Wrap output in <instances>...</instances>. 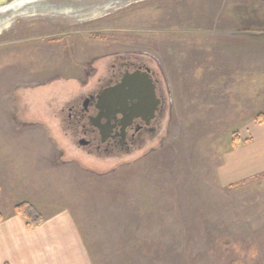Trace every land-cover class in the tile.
<instances>
[{
    "label": "rangeland",
    "instance_id": "obj_1",
    "mask_svg": "<svg viewBox=\"0 0 264 264\" xmlns=\"http://www.w3.org/2000/svg\"><path fill=\"white\" fill-rule=\"evenodd\" d=\"M35 1L0 8L4 217L68 213L93 264H264V0ZM134 55L165 87L158 134L88 154L70 105ZM230 153L257 172L234 188Z\"/></svg>",
    "mask_w": 264,
    "mask_h": 264
},
{
    "label": "flooded vegetation",
    "instance_id": "obj_2",
    "mask_svg": "<svg viewBox=\"0 0 264 264\" xmlns=\"http://www.w3.org/2000/svg\"><path fill=\"white\" fill-rule=\"evenodd\" d=\"M143 58L136 55L118 57L115 65L111 66V72L99 80L96 87L71 103L64 128L86 153L107 157L129 155L145 147L158 134L159 123L167 107V96L160 72ZM134 74L141 78L149 75L161 100L155 119L149 124L142 117L130 121L121 112L109 115L98 108V98L106 90L119 86L126 76Z\"/></svg>",
    "mask_w": 264,
    "mask_h": 264
},
{
    "label": "crops",
    "instance_id": "obj_3",
    "mask_svg": "<svg viewBox=\"0 0 264 264\" xmlns=\"http://www.w3.org/2000/svg\"><path fill=\"white\" fill-rule=\"evenodd\" d=\"M236 150L240 151L238 147ZM233 154L221 173L225 185L252 178L257 173L253 171V166L244 161V157L238 158L237 153ZM0 264L93 262L78 226L68 213L46 218L44 224L34 230H28L24 220L14 213L0 222Z\"/></svg>",
    "mask_w": 264,
    "mask_h": 264
},
{
    "label": "water",
    "instance_id": "obj_4",
    "mask_svg": "<svg viewBox=\"0 0 264 264\" xmlns=\"http://www.w3.org/2000/svg\"><path fill=\"white\" fill-rule=\"evenodd\" d=\"M39 2L35 1L23 4L35 3L36 5ZM7 3V0L0 1V8H3L4 12L13 10L9 6L7 7ZM144 77L141 78L139 74L126 76L122 84L106 90L98 98V108L102 112L106 111L109 115L121 112L130 121L134 118L142 117L149 124L155 119V114L159 109L161 100L156 95V88L151 77L149 75ZM126 113H129V115ZM99 119L101 120V117Z\"/></svg>",
    "mask_w": 264,
    "mask_h": 264
},
{
    "label": "trees",
    "instance_id": "obj_5",
    "mask_svg": "<svg viewBox=\"0 0 264 264\" xmlns=\"http://www.w3.org/2000/svg\"><path fill=\"white\" fill-rule=\"evenodd\" d=\"M257 122L259 124L264 123V115L262 119L258 118ZM237 143L238 142L236 141L234 142V147H237ZM262 177H264V174ZM235 186L237 185L233 184L231 185V188H234ZM15 213L24 220L28 230L37 229L38 227L43 225L44 222L46 221V218L32 204L29 203L18 204L15 207ZM4 219L5 217L0 211V222H2ZM224 244L230 245V241L226 239L224 241ZM230 264H237V263L232 262ZM239 264H243V263H239Z\"/></svg>",
    "mask_w": 264,
    "mask_h": 264
},
{
    "label": "bare ground",
    "instance_id": "obj_6",
    "mask_svg": "<svg viewBox=\"0 0 264 264\" xmlns=\"http://www.w3.org/2000/svg\"><path fill=\"white\" fill-rule=\"evenodd\" d=\"M31 0H21L20 1V3H22L23 4V2L24 3H27V2H30ZM34 2H35V0H33ZM32 2V1H31ZM19 2H18V4L16 3V4H12L9 8H11V9H13V10H16V9H18L22 4H20ZM29 4H31V3H29Z\"/></svg>",
    "mask_w": 264,
    "mask_h": 264
}]
</instances>
